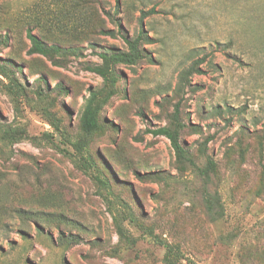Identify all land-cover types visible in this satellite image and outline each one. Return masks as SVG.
<instances>
[{"label":"rangeland","instance_id":"1","mask_svg":"<svg viewBox=\"0 0 264 264\" xmlns=\"http://www.w3.org/2000/svg\"><path fill=\"white\" fill-rule=\"evenodd\" d=\"M121 3L0 0V67L23 88L0 75V264H165L159 241L174 264H264V0ZM142 12V59L114 84L91 72L130 51ZM177 105L184 164L148 132Z\"/></svg>","mask_w":264,"mask_h":264},{"label":"trees","instance_id":"2","mask_svg":"<svg viewBox=\"0 0 264 264\" xmlns=\"http://www.w3.org/2000/svg\"><path fill=\"white\" fill-rule=\"evenodd\" d=\"M121 0H116V9L119 11L122 8ZM152 12V11H151ZM150 14V13H148ZM111 17V15L109 14ZM146 13L142 12L141 15V30L139 31L136 38L130 37L129 35H122L123 40L128 45L130 51L128 53H117L113 55H105L102 54L101 58L104 61L103 66H95V67H89V70L93 73H96L100 75L106 82L114 84L115 79L112 76L114 65L116 64H127V65H134L136 64L140 59H142V54L140 51V43L142 40H150V36L147 34V32L143 29V20L146 17ZM114 23L119 28V32L122 31V26L120 23H118L113 17H111ZM108 35L113 36V33L111 31L106 32ZM28 37L32 43V53L37 54H47V49L44 47L41 40L38 39L37 36L33 35L32 32L28 31ZM190 70H195V72H200V69H195V67H191ZM189 71H185L181 74V82H186L188 79V75L190 74ZM0 75L6 77L10 83L6 85V88L9 90L10 93L13 95L20 96L23 93L22 85L15 79V77L11 76L10 70H8L5 67H0ZM190 85V83H189ZM97 99L98 95L96 92H92L90 95V98L87 100V103L85 105L81 122H82V128L86 133H92L98 128V118H97V112H98V105H97ZM172 123L174 128L171 126H164L157 129L149 130L148 132L151 133L153 136H163L166 137L171 144V147L175 153L176 161L179 164H184L186 161H189V158L187 156V152L182 146L180 142V132L184 128V125L179 121V105L176 106L175 112L172 116ZM4 135H8V131L3 130ZM213 169V163L210 162L209 167L207 169L203 170V173L206 174V176H209V171ZM220 199L216 195H212L207 193L205 197V203L208 210V213L213 216L215 220L219 219L221 217L222 211L220 210ZM120 235L122 237H127L126 233L119 229ZM160 244H162L166 248V255L164 257L165 264H174L173 258L176 256H180L181 252L179 249L174 248L173 246L163 243L162 241H159Z\"/></svg>","mask_w":264,"mask_h":264}]
</instances>
